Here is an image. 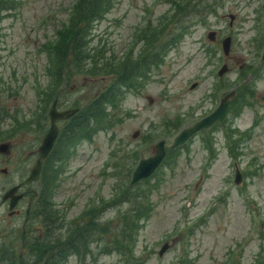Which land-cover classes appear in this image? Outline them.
<instances>
[{"label": "rangeland", "instance_id": "obj_1", "mask_svg": "<svg viewBox=\"0 0 264 264\" xmlns=\"http://www.w3.org/2000/svg\"><path fill=\"white\" fill-rule=\"evenodd\" d=\"M16 1L1 21L0 141L11 140V149L0 153V170L7 166L10 171L9 176L0 171V202L4 189L30 175L58 99L59 108L79 107V112L57 122L61 136L45 177L27 186L45 189L64 224L72 223L74 230L76 220L84 221L94 207L99 222L111 226L110 234L117 230L119 211L133 205L121 202L124 190L132 185L140 160L153 156L165 140L162 165L131 188L133 195L147 194L153 208L139 232L135 256L145 264H264V0H115L91 34L92 45H105L108 55L146 52L144 36L154 30L162 39L159 46L183 24L188 32L162 52L163 61L147 69L140 86L123 89L106 123L104 117L103 124L93 123L83 133L75 130V120L88 119L95 93L116 73L96 78L73 73L69 82L64 75L57 87L50 58L39 49L55 39L73 0ZM177 3L184 6L181 14ZM161 20L171 23L158 28ZM213 31L215 40L209 37ZM229 36L226 54L223 41ZM225 64L228 69L220 75ZM244 84L248 93L239 88ZM233 90L238 102L232 100L224 121L170 149L183 129L213 112ZM237 167L243 175L239 183ZM113 200L116 204L105 209ZM7 208L6 203L0 207V248L3 243L12 251L0 254V264H37L41 246L54 239V227L48 230L44 215L31 214L24 237V217L9 216ZM44 208L52 213L48 205ZM98 231L97 239L110 236ZM92 250L85 260L71 256L66 264H128L122 254L101 253L100 244Z\"/></svg>", "mask_w": 264, "mask_h": 264}, {"label": "trees", "instance_id": "obj_2", "mask_svg": "<svg viewBox=\"0 0 264 264\" xmlns=\"http://www.w3.org/2000/svg\"><path fill=\"white\" fill-rule=\"evenodd\" d=\"M169 1L174 3L177 0ZM16 3V0H0V40L3 30L1 21L5 17L4 13L9 8L14 7ZM114 4L115 0L71 1L70 7L68 8L70 10V16L66 21L62 22L61 28L56 31L55 39L48 40L42 46L41 50L39 49L40 52H46L50 58L52 66L49 69L50 75L53 76L57 87L63 82L64 75H66V81L69 82L73 73L82 72L91 78L104 76L103 73H116L108 85L102 87L95 93L90 104L94 109H88V119L82 117L81 119L75 120V130H81L79 133L91 130L93 123L103 124L104 117L106 123V117L110 114L108 109L110 106L113 109L117 108V104L121 102L122 94H124L123 89L130 90L135 86H140L142 81L148 78L147 69L153 65L158 67L159 63L163 61L164 56L162 55L164 54L162 52L175 46L188 32V26L183 24L181 26L183 31H179L170 37V39L166 40L164 45L159 46L162 39L158 37L157 31L154 30L153 33L149 32V34L146 33L144 36L148 45L146 52H143L144 49L139 55L135 56L133 51H131L120 57L116 56L114 51L108 55L105 45L101 47L99 44L92 45L93 38L91 34L94 22L101 20L110 12ZM176 5L177 7L175 9H178V14H181L184 6L178 5V3ZM163 21L161 20L157 24L158 28H162V26L167 28L171 23L164 24ZM181 21L180 19L179 22ZM245 85L239 88H244L243 93H248L250 87ZM51 97H53L52 94ZM235 98L233 100L237 103L238 99L237 97ZM113 121L116 122L114 117ZM209 147L210 150L214 149L212 145H209ZM134 184L124 190L121 199V202L131 201L133 205L125 211H119L118 216L120 221L113 226L118 229L113 231L112 234H110L112 232L111 226H108L107 223H100L99 219L96 218V209L94 207H92L91 211L87 209V214L83 216L84 221L76 220L74 230L71 228L72 223L70 224L68 222L64 224L62 217L59 216V212L45 217L48 219L45 227H48V230L54 227L55 237L53 236L54 239H52L48 247L41 246L42 249L39 247L42 256L37 264H66L71 256H77L80 261H83L93 252L92 246L94 243L101 245L100 252L103 254H122L128 264H145V259H140L135 256L134 247L137 246L139 232L144 222L150 218L153 208L147 194L134 193L133 195L131 193V188L136 185ZM145 199L146 201H143ZM115 204L116 201L113 200L110 203H105L104 208L106 209L109 206L113 207ZM103 212V209L102 212L100 210V214H103ZM56 230H59V232ZM98 230L107 235L110 234V236L97 239L94 235L99 232Z\"/></svg>", "mask_w": 264, "mask_h": 264}, {"label": "water", "instance_id": "obj_3", "mask_svg": "<svg viewBox=\"0 0 264 264\" xmlns=\"http://www.w3.org/2000/svg\"><path fill=\"white\" fill-rule=\"evenodd\" d=\"M232 20L234 19L233 15H230ZM210 39L215 40V32H211L209 34ZM231 44H232V37L229 36L223 41V49L226 54L230 53L231 50ZM263 58H264V51H263ZM228 65L225 64L221 70L219 71L220 75H223L225 71H227ZM194 86V85H193ZM235 94V91H231L228 93L220 102L219 106L209 115L202 118L200 121L196 122L190 127H187L183 129L174 139L171 148L174 149L179 145H182L185 143L191 136H193L196 132L208 128L212 126L214 123L218 121H222L225 119L228 113V108L230 104V98L233 97ZM77 108H69V109H63L60 110L57 107V100L53 103L51 109H50V119H51V126L45 135L43 139V143L39 148V151L41 153V158L39 159L37 165H35L32 168V173L29 177V180H34L39 177L41 168H42V161L44 158L48 156L50 151L52 150V147L58 137L59 134V127L57 124V120L60 119H68L75 113H77ZM166 156V149H165V140H161L156 145V151L153 156L143 158L140 160L139 165L137 169L135 170L133 177H132V183H136L140 181L141 179L147 178L151 176L156 169L159 167V165L162 163ZM242 179V175L240 171L237 172V179L236 182L239 183ZM14 207V203L11 204V208ZM168 247V243H165L164 247L161 249L160 254L165 251V249Z\"/></svg>", "mask_w": 264, "mask_h": 264}, {"label": "flooded vegetation", "instance_id": "obj_4", "mask_svg": "<svg viewBox=\"0 0 264 264\" xmlns=\"http://www.w3.org/2000/svg\"><path fill=\"white\" fill-rule=\"evenodd\" d=\"M75 116H73L71 119H73ZM60 121H65V120H60ZM10 149H11V140L0 141V153H4L6 155V153H8ZM52 153H53V149L49 153V155L43 159V164H42V168H41L39 177L37 179H34V180H29V177L32 173V168L35 165H37L39 159L41 158V153L38 150L35 164L33 165V167H31L30 175L27 177V179H25L24 181L20 180L17 183H12L9 187L4 189V192L1 195L2 201L0 202V207L2 206V204L6 203V205L8 207L7 210H8L9 216L24 217L25 222H24V226H23V232H21L24 237H25V234L27 232L25 225L28 221L27 217L29 218V215L38 214V215H44L45 217H47L49 214H51V216H52V213H57V211H55L53 209V205L48 202V193L45 191V189H41L40 185H39L38 189L27 186L28 183L32 184L33 182H37L39 180L41 181V178H43V176H44V171H45L44 167H45L47 161L51 160ZM43 169H44V171H43ZM0 171L5 176L10 175V171H9L7 166L2 168ZM18 174L21 176H24L23 174L20 173L19 170H18ZM41 190H42V193L40 195ZM50 195L51 194H49V196ZM29 196H32L31 199L29 198ZM28 198H29V201L27 203ZM36 198H38V201L34 207V201ZM12 203H14L13 208H11ZM41 204H42V207H41ZM44 205H48L50 210L52 211V213L47 214V212L44 208ZM47 220L48 219L45 218V221H47ZM7 248L8 247L2 243V246L0 248V254L3 253L4 251L5 252L7 251L8 253L12 251V249H7Z\"/></svg>", "mask_w": 264, "mask_h": 264}]
</instances>
